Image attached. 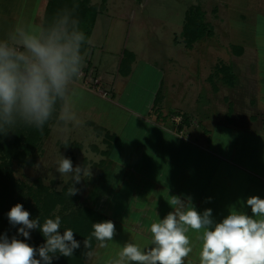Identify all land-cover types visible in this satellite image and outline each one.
Here are the masks:
<instances>
[{
    "label": "rangeland",
    "instance_id": "374dc122",
    "mask_svg": "<svg viewBox=\"0 0 264 264\" xmlns=\"http://www.w3.org/2000/svg\"><path fill=\"white\" fill-rule=\"evenodd\" d=\"M65 1L72 2V6H78L74 15L79 21L80 29L91 41L90 44L85 45V62L76 83L80 95L75 119L64 125L54 118L51 124H48L47 134L41 136L28 154L27 158L31 157L32 160L31 165L12 162L13 179L17 183L13 199H19L25 205L27 203L33 205L32 196L38 192V186L53 193L60 192L68 182H72L68 176H61L56 171L57 161L62 155L71 159L73 167L84 165L90 168L91 175L83 177L81 182L76 184L78 194L70 196L71 199L67 195L64 202L53 210V217L57 215L61 218L65 217L70 211H75L78 205L90 207L93 202L91 207L96 210L105 212L109 216L116 214L111 212L113 208L110 202L114 198L119 180L115 177L107 180L101 175L100 171L107 159L101 152L107 150L108 140L119 133L122 124L116 119L120 114L117 113L118 108L108 104L107 101L113 100V88L118 95L115 97L118 103L120 97L122 101L126 99V96L121 95L130 77L135 78V83L138 85H149L157 79V76L160 77L162 83L157 102L160 103L162 97V114L174 112L177 108L186 112L195 111L197 115L204 116L210 121L214 118L218 119L221 117L218 113L220 111L221 114L225 113L227 108L222 104L223 96L234 104L236 111L234 117L239 121L249 115L257 114L254 112L255 108L264 107V0H241L244 6L243 14L236 12L239 11L238 0H235L236 3L233 2L234 0H229L230 2L227 3L221 0ZM48 3L49 0H0V35L6 33L20 20L44 23ZM197 9L202 12L201 20L205 29L208 31L211 29L215 37H206L203 41L200 39V42L194 44L191 53L184 46L185 41L181 34L187 12L193 13ZM239 14L245 18L238 19ZM206 24L210 26L207 27ZM230 30L234 32L241 30L244 36H253L251 45L243 46L245 53L241 60L245 62L244 65H240L242 62L231 56L237 49H234L233 45L237 44L233 43ZM252 42L255 44L254 47ZM227 47L230 48L229 51L232 52L233 49L234 52L230 54V59L225 57L229 55ZM127 53L132 54L130 64L128 62L131 59L126 56ZM121 59L123 61L126 59L125 64H122L125 68L126 61L129 69L132 67L131 76L127 79L118 70ZM191 60H196V66H199V71L195 73L196 83H193L190 77L194 76V71L190 68ZM231 61H238L237 69L244 68L245 73L229 76ZM250 62L252 65H249ZM223 64L225 66L219 69ZM218 71L220 75L217 74ZM236 76L237 81L241 86L243 85L240 91L228 89L221 79H217V77H226V80L233 82ZM216 88L218 93L214 94ZM251 93L255 94L251 98L257 103L256 107L248 105ZM104 97H107V100H103ZM218 98L220 101H216ZM260 117L261 120L264 119V116L260 115ZM213 125L216 127V134L222 128L220 121L216 120ZM255 125L257 124L253 123L251 126ZM238 127L241 128V125L236 126ZM96 128L101 129L100 134ZM239 131L242 130L231 131L232 140H238L239 143L254 141L253 133L248 136L246 132ZM114 171L118 173L119 169ZM93 190L95 193L91 196ZM75 196L77 201L74 203ZM8 206L5 207L7 212H9ZM115 229L117 230L113 242H109L107 248H102L103 252L102 250L94 252L93 259L86 258L82 264H92L94 260V264H103L108 256H114L120 246L126 242L141 245L138 242L140 237L137 235H129L123 227L115 226ZM63 231L64 228L61 226V234ZM14 233L19 236L18 230ZM30 237L25 240L23 236H19V239L25 240L34 247H37L35 244L45 242L39 229L31 230ZM142 245L146 246L145 242ZM52 264L57 262L53 261Z\"/></svg>",
    "mask_w": 264,
    "mask_h": 264
},
{
    "label": "clouds",
    "instance_id": "9594fccd",
    "mask_svg": "<svg viewBox=\"0 0 264 264\" xmlns=\"http://www.w3.org/2000/svg\"><path fill=\"white\" fill-rule=\"evenodd\" d=\"M90 43L74 12L66 8L44 23L20 20L0 35V132L19 126L43 131L54 118L64 125L73 121L80 95L76 83L85 62V45ZM56 171L72 181L68 196L78 194L74 185L91 175L90 168L73 167L71 159L62 155ZM169 197L173 210L148 226V244L126 242L103 264H186L194 249L190 232L196 234L198 264H264V199L247 198L251 215L231 209L216 222L211 209L197 211L190 197ZM7 217L12 226L19 225L18 235L25 240L31 238V230L39 229L45 242L37 248L17 236L0 235V264H52L54 258L72 257L80 248L72 229L61 234L58 215L41 223L17 203ZM115 234L111 220L92 223L91 237L101 248H107ZM84 246L83 255L91 260L90 240L85 239Z\"/></svg>",
    "mask_w": 264,
    "mask_h": 264
},
{
    "label": "crops",
    "instance_id": "0c3cea01",
    "mask_svg": "<svg viewBox=\"0 0 264 264\" xmlns=\"http://www.w3.org/2000/svg\"><path fill=\"white\" fill-rule=\"evenodd\" d=\"M233 2L236 3L235 0ZM237 6L239 11L236 12L243 14L244 6L241 0L237 1ZM242 14L238 15V19L245 18ZM230 32L233 43L237 44L233 45V48L237 49L233 54V49L232 53L227 47L229 55L225 57L230 59V54H233L231 56L242 62L240 65H244L245 62L241 60L245 53L243 46L251 45L253 36H244L241 30ZM206 37H215L211 29L201 38L202 41ZM194 44L187 49L191 53ZM252 46H255L253 42ZM238 61H231L229 64V76L245 73L244 68L237 69ZM191 62L190 68L194 71V76L190 77L191 81L196 83L195 73L199 71V66H196V60ZM223 66L225 64L219 69ZM217 74L221 73L218 71ZM130 76L131 72L124 78ZM237 76L233 78V82L226 80V77L217 79H221L228 89L240 91L243 85L237 81ZM158 77L149 85H138L135 83L136 79L130 77L121 95L126 96V99L122 101L120 97L119 103L115 99L118 95L112 86L113 100L107 103L118 108L117 113L120 114L116 119L122 124L119 133L108 140L107 150L101 152L107 159L100 172L105 176L104 179L111 180L115 177L119 180L114 198L110 202L113 208L111 212L116 214L109 216L92 207L107 220L113 221L115 226L125 228L129 235L140 237L138 242L141 245L144 242L147 245L150 239L146 231L148 226L158 219H163L173 210L168 203L169 196L177 195L183 199L190 197L191 204L197 211L202 213L206 209H211L216 222L226 217L231 209L242 210L251 215L250 207L246 206L247 198L259 196L264 199V119L261 120L260 117L264 116V107L255 108L254 112L257 114L249 115L240 121L237 119L238 122L234 117L236 112L234 104L223 96L222 104L227 108L225 113L221 114L222 111L218 113L221 115L218 119L210 121L204 116L197 115L195 111L187 109L186 112L177 108L174 112L162 114V97L160 103L157 102L162 83ZM205 80L207 81V78ZM113 82L115 83V80ZM216 90L213 91L214 94L218 93ZM253 95L255 94L251 93L249 96L250 107L257 106L251 98ZM103 100H107V97ZM216 101H220L219 98ZM216 120L220 121L222 128L215 134L216 127L213 123ZM257 120L260 122L256 123ZM253 123L257 125L251 126ZM239 125L241 128H236ZM234 129L242 130L239 132H246L248 136L253 133L254 141L239 143L238 140H232L231 131ZM114 169H119L118 173ZM92 204L94 202L91 206ZM189 235L193 239L194 249L186 264L188 262L198 264L196 234L190 232ZM99 250L103 252L97 244L92 251L94 253Z\"/></svg>",
    "mask_w": 264,
    "mask_h": 264
},
{
    "label": "trees",
    "instance_id": "16d2710c",
    "mask_svg": "<svg viewBox=\"0 0 264 264\" xmlns=\"http://www.w3.org/2000/svg\"><path fill=\"white\" fill-rule=\"evenodd\" d=\"M65 8L73 11L75 14V10L78 9V6H72V2L70 1L49 0L46 15H44V22H46L57 11ZM188 12L186 14V21L183 25L181 34L185 41L184 46L187 49L191 48L195 42L209 32L205 29L206 27L201 20L202 12L200 10L197 9L195 12L193 11V13ZM74 16L76 18V15ZM126 56L131 59L128 62L130 64L132 61V54L127 53ZM124 61L123 59L120 60L118 70L121 75L126 76L129 74L130 69L127 61L126 68L123 66L125 64ZM49 124H51V121ZM48 130L49 128L47 124L43 131H39L33 127L24 126L21 129L16 127L6 133L0 132V235L6 234L9 239L16 236L14 231L18 230L19 225L14 227L9 223L7 217L8 212L5 208L6 206L9 205L8 208L10 211L11 207L20 203L25 210L30 212V218L37 219L39 217L41 223H43L46 218H54L53 210L58 205L62 204L64 199L67 198V189L71 186L72 182H68L67 184L69 185L66 184L60 192L53 193L48 192L42 186H38V192L32 196L33 205L28 203L25 205L19 199H13V193L16 192L17 183L13 179L12 162L16 161L18 164L24 163L31 165L32 160L31 157L27 158L28 154L40 140L41 136L47 134ZM96 131L99 134L101 133V129L99 128H96ZM94 149H96V147H94ZM74 186L76 187V184ZM94 193L95 190H93L92 195H94ZM68 198L71 199L70 196H68ZM74 199L75 203L77 197L75 196ZM105 220H107V218L103 214L94 210L91 207V204L90 207L78 205L75 211H70L65 217H62L61 226L64 230L70 228L74 231L75 239L80 242V248L74 251L72 257L59 256L58 259L54 258L53 261H56L57 264H82V261L86 259L83 254L87 251L84 246V240H90L91 251L94 246L98 244V242L91 237L92 223ZM17 238H19V236H17ZM40 245L41 244H35L37 247Z\"/></svg>",
    "mask_w": 264,
    "mask_h": 264
}]
</instances>
